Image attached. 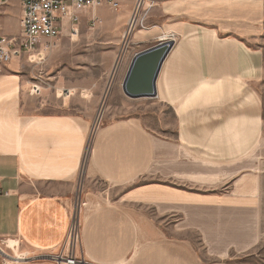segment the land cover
Returning a JSON list of instances; mask_svg holds the SVG:
<instances>
[{"label":"crops","instance_id":"crops-1","mask_svg":"<svg viewBox=\"0 0 264 264\" xmlns=\"http://www.w3.org/2000/svg\"><path fill=\"white\" fill-rule=\"evenodd\" d=\"M112 1L116 9L105 0L81 11L79 30L95 19L121 38L135 0ZM147 1L123 72L171 35L154 98L120 87L97 118L82 108L83 91L32 92L20 58L2 68L0 242L14 239L9 250L28 255L5 264H59L73 220L71 254L83 264H255L247 257L264 243V0ZM10 3L18 28L21 10L20 0L0 8L9 37ZM117 37L94 45L113 57ZM60 38L47 42L57 48ZM142 99L156 100L145 118ZM159 104L174 111V139L154 131Z\"/></svg>","mask_w":264,"mask_h":264},{"label":"rangeland","instance_id":"rangeland-1","mask_svg":"<svg viewBox=\"0 0 264 264\" xmlns=\"http://www.w3.org/2000/svg\"><path fill=\"white\" fill-rule=\"evenodd\" d=\"M1 7L2 5H0ZM17 11L18 7L10 3L4 17L5 32L11 36H18L20 31L15 23V13ZM60 37L57 48L49 46L46 50L28 51L19 57L21 75L23 80L26 81L25 84L28 85V90L32 91L34 87L41 84L47 85L46 87L51 89L71 86L77 89L78 92L83 91L80 92L83 98L82 108L84 110L94 109L97 118L99 112V116L102 117L111 93L121 87L125 74L123 71L125 70L126 57L131 50V36H128V32L125 31L124 35L122 33L121 38H119L114 31V27L105 29L102 25L92 26L88 23L85 26L82 23L78 36L74 40H71L67 33ZM116 37L119 40L117 39L118 45L113 57L108 52L102 51L101 47L94 45V39ZM125 38L127 45L124 48L122 44ZM54 55L56 57L52 58ZM104 91L106 92V97L104 96L102 101H99V104H93L95 103V98L101 96ZM95 92H100V95L95 94ZM137 101L138 115L145 118V112L151 108H147L150 105L149 102L156 100L142 99ZM153 108L160 116L159 120H155V124H152L157 136L174 139V111L172 108H162L160 104ZM128 109L129 107L127 106ZM121 112L123 110H118L117 108V114ZM247 260L255 264H264V243L260 244L247 257Z\"/></svg>","mask_w":264,"mask_h":264},{"label":"built area","instance_id":"built-area-1","mask_svg":"<svg viewBox=\"0 0 264 264\" xmlns=\"http://www.w3.org/2000/svg\"><path fill=\"white\" fill-rule=\"evenodd\" d=\"M5 1L7 0H0V5ZM103 1L105 0H20L19 35L10 37L0 35V72L4 65L12 59L19 58L25 52L35 51L40 47L47 49L50 46L47 41L59 39L65 28H67L70 39L76 38L79 33L77 26L79 13L84 9L99 6ZM106 1L110 3L113 9L117 8V2ZM152 5L147 0H135L126 24L125 31L128 32V36H131L135 28L144 27V17ZM95 22V19H91L89 23L93 26ZM168 38L171 39L172 36L168 35L160 40ZM123 45H127L126 38ZM32 92L38 93V87H34ZM66 238L70 252L67 254L58 253L53 258L59 264H83L80 259H76L71 254V248L79 238L78 222L76 220L72 221ZM16 244V240L11 238L0 242V264L10 261L19 262L28 257V255L15 254L14 250H9L15 247Z\"/></svg>","mask_w":264,"mask_h":264},{"label":"water","instance_id":"water-1","mask_svg":"<svg viewBox=\"0 0 264 264\" xmlns=\"http://www.w3.org/2000/svg\"><path fill=\"white\" fill-rule=\"evenodd\" d=\"M172 45L171 40H160L133 55L121 82L124 95L129 98L156 97V80Z\"/></svg>","mask_w":264,"mask_h":264},{"label":"bare ground","instance_id":"bare-ground-1","mask_svg":"<svg viewBox=\"0 0 264 264\" xmlns=\"http://www.w3.org/2000/svg\"><path fill=\"white\" fill-rule=\"evenodd\" d=\"M160 39H164V37L163 36H161V38ZM122 51H123V49H122Z\"/></svg>","mask_w":264,"mask_h":264}]
</instances>
